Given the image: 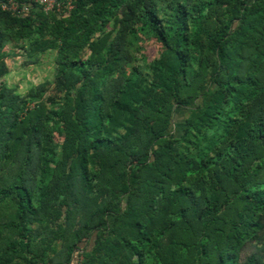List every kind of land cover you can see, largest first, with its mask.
<instances>
[{"label": "trees", "instance_id": "16d2710c", "mask_svg": "<svg viewBox=\"0 0 264 264\" xmlns=\"http://www.w3.org/2000/svg\"><path fill=\"white\" fill-rule=\"evenodd\" d=\"M6 1L0 264H264V0ZM9 43L54 78L8 86Z\"/></svg>", "mask_w": 264, "mask_h": 264}, {"label": "rangeland", "instance_id": "374dc122", "mask_svg": "<svg viewBox=\"0 0 264 264\" xmlns=\"http://www.w3.org/2000/svg\"><path fill=\"white\" fill-rule=\"evenodd\" d=\"M143 48V54L147 56L149 62L159 56L161 45L151 36H143L139 43ZM9 53L7 58L8 73L4 76L8 86L16 87L18 92H25L32 85L41 84L54 78V59L56 52L49 51L38 60H32L20 50H14L7 44L5 49Z\"/></svg>", "mask_w": 264, "mask_h": 264}, {"label": "built area", "instance_id": "2783aa9c", "mask_svg": "<svg viewBox=\"0 0 264 264\" xmlns=\"http://www.w3.org/2000/svg\"><path fill=\"white\" fill-rule=\"evenodd\" d=\"M36 5L45 13L56 12L59 15L68 14L74 8L72 0H8L2 3V10L15 16L25 17Z\"/></svg>", "mask_w": 264, "mask_h": 264}, {"label": "crops", "instance_id": "0c3cea01", "mask_svg": "<svg viewBox=\"0 0 264 264\" xmlns=\"http://www.w3.org/2000/svg\"><path fill=\"white\" fill-rule=\"evenodd\" d=\"M74 264H78V263H74Z\"/></svg>", "mask_w": 264, "mask_h": 264}]
</instances>
